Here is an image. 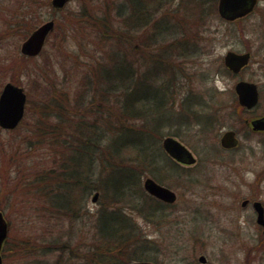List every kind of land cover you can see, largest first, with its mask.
Listing matches in <instances>:
<instances>
[{"label": "rangeland", "instance_id": "1", "mask_svg": "<svg viewBox=\"0 0 264 264\" xmlns=\"http://www.w3.org/2000/svg\"><path fill=\"white\" fill-rule=\"evenodd\" d=\"M121 2L124 0H70L64 9L56 10L52 0L0 1V93L11 82L27 94L26 114L18 128H0V211L8 225L3 264H93L101 194L94 191L86 198L80 217L66 220L50 214L33 181L52 166L54 152L37 133L36 123L42 119L43 104L58 97L55 90L65 87L74 97L89 65L103 56L104 48L111 47L106 39H113L112 34L125 27V17H118ZM38 15L41 17L28 31L26 26L30 28L32 18ZM104 18L115 26L109 35L100 26ZM49 20L56 26L42 52L34 58L24 57L22 43ZM207 22L200 35L193 36L188 30L187 36L201 53L185 59L180 80L173 85L174 106L180 108L183 98L193 95L199 105V120L195 117L181 126L182 137L169 133L164 137L181 141L195 155L197 164L180 165L182 177L165 170L172 174L166 176L165 186L176 192L178 201L162 220L149 221L132 214L140 236L136 242L148 240V261L158 264H202L201 256L206 257V264H264V228L257 224L253 209L242 207L245 199L264 204V134L253 133L246 124L249 116L264 115V0L240 21L215 17ZM122 33L128 59L143 74L147 66L142 69L139 59L150 60L156 53L152 51L162 44H145L146 33L130 32L129 38ZM229 51L252 55L250 65L237 76L218 72ZM242 80L259 88V104L252 115L239 106L235 93ZM211 113L217 120L215 126L202 130L201 114ZM165 129L177 128L167 124ZM229 130L237 132L240 144L226 151L220 141ZM148 176L152 177L149 173L142 177V185ZM96 194L98 200L93 202ZM64 242L67 247L53 248Z\"/></svg>", "mask_w": 264, "mask_h": 264}, {"label": "trees", "instance_id": "2", "mask_svg": "<svg viewBox=\"0 0 264 264\" xmlns=\"http://www.w3.org/2000/svg\"><path fill=\"white\" fill-rule=\"evenodd\" d=\"M217 2L124 0L118 17L126 19L122 30L127 38L130 32L146 33L145 44H162L152 51L156 53L150 60L139 59L142 69L147 66L146 71L140 74L137 64L128 59L122 30H117L113 39H106L111 47L104 48L103 56L89 65L75 96L65 87L56 89L58 97L41 107L43 116L36 123V131L54 153L52 166L36 176L33 187L50 214L66 220L80 217L92 192L101 194L93 264L151 259L146 253L149 241L136 242L140 236L132 224V214H141L149 221L162 220L163 214L175 207L147 195L142 177L149 173L167 184L166 176L172 174L165 170L183 175V169L166 155L161 144L167 133L182 137L181 126L195 117L199 120V105L193 95L184 97L180 108L174 106L173 85L180 80L185 59L201 53L187 36L188 30L193 36L200 35L209 18L220 19ZM171 3L174 7L169 6ZM39 17L32 18L30 28L27 22L23 28L31 32ZM103 23L102 31L109 35L115 26L109 18ZM218 72L233 75L224 66ZM200 121L202 130L213 129L217 122L213 113L201 114ZM167 124L177 129L166 130ZM67 246L64 242L53 248Z\"/></svg>", "mask_w": 264, "mask_h": 264}, {"label": "water", "instance_id": "3", "mask_svg": "<svg viewBox=\"0 0 264 264\" xmlns=\"http://www.w3.org/2000/svg\"><path fill=\"white\" fill-rule=\"evenodd\" d=\"M70 0H52L55 9H63ZM258 0H219L218 13L227 21H235L248 16L256 7ZM55 21L49 20L39 26L22 43L21 54L26 57L38 56L50 36L54 31ZM251 54L249 52L237 53L229 51L224 56V65L233 73H239L250 64ZM238 102L242 107L252 109L258 104L259 91L256 84L239 81L235 86ZM27 105V94L23 87L11 82L6 83L0 93V128L4 130H15L24 119ZM248 124L254 131H264V118L255 119ZM163 149L175 161L184 165H195L197 162L194 154L177 138L167 137L163 140ZM238 145L236 133L227 131L221 138V146L225 149H232ZM144 189L151 196L168 204L177 201V194L156 182L153 178L144 180ZM99 194L93 197V202H97ZM257 212V223L264 228V207L260 202L254 204ZM8 236V225L4 215L0 212V264H3L1 251L3 243ZM199 261L206 264L207 259L201 256ZM134 264H156L153 262H135Z\"/></svg>", "mask_w": 264, "mask_h": 264}, {"label": "flooded vegetation", "instance_id": "4", "mask_svg": "<svg viewBox=\"0 0 264 264\" xmlns=\"http://www.w3.org/2000/svg\"><path fill=\"white\" fill-rule=\"evenodd\" d=\"M256 108V107H255ZM251 109V110H245L244 112L245 113H249V115H252V112L254 111V109ZM264 118V115H255L253 114V116H249V119L246 121V124L249 126L248 128L253 132V133H256V134H264V131H254L252 129V127L248 124L249 121H253L255 119H262ZM237 138H238V141H239V144H240V139H239V136L237 134ZM239 144L235 147V148H232V149H224L226 151H231V150H235L239 147ZM196 165V164H195ZM193 165V166H195ZM193 166H188V165H184L183 167H193ZM258 202L257 200H249V199H245L243 202H242V207L245 209V210H250V209H253L255 214H256V211H255V208H254V204ZM263 207H264V204L262 203ZM133 264V263H132Z\"/></svg>", "mask_w": 264, "mask_h": 264}]
</instances>
